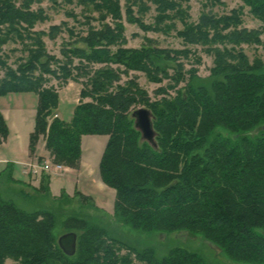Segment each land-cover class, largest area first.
<instances>
[{"label": "trees", "instance_id": "1", "mask_svg": "<svg viewBox=\"0 0 264 264\" xmlns=\"http://www.w3.org/2000/svg\"><path fill=\"white\" fill-rule=\"evenodd\" d=\"M33 1L0 0V48L17 39L34 40L27 47V58L16 68L0 56V71L4 70L0 96L29 91L39 96L30 151L36 150L43 136L57 161L75 166L82 156L83 135H109L100 172L117 189L115 217L122 224L140 233L197 235L227 252L230 259L264 264V59L251 60L243 46L263 44L264 27L244 26L242 6L224 14L202 12L198 22H187L178 0H151L158 14L156 25L148 28L167 31L173 24L166 21L177 14L185 22L178 32L184 41L201 45L214 56L211 73L203 78L195 67L184 71L180 59L189 57L190 48L155 43L122 46L121 0H78L100 11L101 19L111 14L115 25L91 28L81 37L85 44L64 50L67 59L59 60L47 52L40 35L29 34L37 21L47 17L42 7L32 8ZM138 2L141 11L147 9L145 0L132 4ZM244 2L264 23V0ZM127 12L130 20L145 26L131 6ZM59 30L60 26L53 25L50 36L55 37ZM71 53L82 61L75 64ZM54 60L58 68L50 66ZM91 63L105 65L89 71ZM113 63L125 68L113 67ZM130 70L143 71L155 82L169 78L158 89L164 95L152 99L137 76L121 83L122 73ZM46 74L64 81L88 76L69 120L53 117L60 95L46 85ZM224 102L230 104V111L221 114ZM139 107L152 112L154 142L144 139L135 124L133 111ZM7 132L0 113V136L6 137ZM124 155L130 156L127 166L120 157ZM50 181L51 175L45 173L39 188L48 196ZM0 212V264H206L200 255L186 249L175 248L161 257L153 249L131 247L84 219H73V223L66 219L62 224L50 210L25 212L2 196ZM19 216L23 217L19 224L11 225ZM60 224L65 233L78 234L74 256L66 255L58 244L60 236L55 232ZM32 226L41 230L32 234ZM124 248L129 252L121 254Z\"/></svg>", "mask_w": 264, "mask_h": 264}, {"label": "rangeland", "instance_id": "2", "mask_svg": "<svg viewBox=\"0 0 264 264\" xmlns=\"http://www.w3.org/2000/svg\"><path fill=\"white\" fill-rule=\"evenodd\" d=\"M17 1L18 4H21L24 0ZM145 1L147 9L141 11L139 2L132 4L133 0H121L122 21L125 28L123 31L125 41L121 45L131 48L155 43L157 46L165 48H190L192 53L189 57L182 56L180 59L184 63V71L195 67L200 76L203 78L209 77L211 68L214 66V56L206 52L201 45L187 44L183 37L178 34L180 30L185 28L184 20L178 17L176 11H174V14H176L174 18L166 21V24H173L169 30L156 31L153 28H148V25H156L158 12L155 2L151 0ZM178 1L180 2L181 9L185 12L187 22H198L202 12L212 10L217 14H224L230 13L233 8L242 6L244 26L248 28L264 27L263 21L254 16L251 12V6L246 4L244 0ZM31 6L33 9L42 7L47 17L43 21H37L29 34L32 36L40 35L45 43L47 52L59 60L65 61L67 59L64 50L74 45L83 46L85 43L81 40V37L87 36L91 28L93 30H101L107 24L115 25V20L111 14L107 18L101 19L100 11L93 9L91 5L88 7V5L78 2V0L71 3L65 2V0H34ZM128 6H131L133 14L139 17L145 26L141 25L140 22L130 20L127 12ZM53 25L60 26V30L55 37L49 34ZM167 27L165 25V28ZM42 30L45 33H38ZM262 38L264 39V33L262 34ZM33 41V39L28 38L9 41L0 48V56L7 58L9 65L16 68L19 62L27 58L29 54L27 47L32 46L34 44ZM243 46L251 60L258 57L264 59V43L244 44ZM117 47L115 46L114 49H117ZM70 55L75 64L82 61L79 56L72 53ZM104 65L105 63H91L88 65V69L91 71ZM112 65L113 67L120 66L121 68H125L124 65L118 63H113ZM50 66L58 68L59 63L54 60ZM170 69L173 71L172 68ZM74 72L77 73V70ZM46 75L49 78V82L46 85L54 87L60 95L59 108L54 110L53 117L58 116L59 118L69 120L73 115L75 104L81 101V90L88 76H80L78 80L69 79L68 81H64L51 74ZM0 76H4L3 69L0 71ZM135 76H137L136 79L139 85L148 90L152 99L164 95V93H159L158 89L161 86H166L170 80L169 78H164L161 82H155L150 80L149 76L143 71L130 70L129 74L122 73L120 82L124 83ZM183 85L184 82H181L180 86ZM170 93L175 94V91L170 89ZM85 100H89V98ZM38 103L39 96L33 91L9 93L0 96V113L3 115L8 127L6 137L0 136V143H5L6 141L10 144L7 149L0 148V158L7 159V162H0V196L3 199L12 202L25 212L50 210L57 215L60 223L66 219L71 220L72 223L73 219H84L88 224H97L104 227L111 237L118 238L131 247L140 250L150 248L161 257L175 248H183L200 255L206 264H243L230 259L227 252L222 251V249L221 252H218L209 242L197 235L185 232L169 235L162 233H140L122 224L115 217V201L118 199L117 189L108 185L103 180L100 172V162L109 135H83L81 144L82 156L75 166L70 165L66 161H57L55 156L51 155V151L46 147V141L43 136L39 138L36 150L26 153L30 157V160L25 163L26 169L21 167L19 163L13 162L18 157V152L22 146L30 150L31 134L35 129V124L31 120L33 115L31 114H33L34 110L36 111V120ZM229 105L224 102V108L221 109L220 113L223 114L230 111ZM5 113L8 114L7 117ZM16 133H19L22 138L16 140ZM120 157L124 166L131 163L130 156L124 155ZM43 162L49 163L51 168L55 169L56 175L51 174V171L47 172L39 167L31 168V170L27 168L31 167V163ZM10 165L15 166L16 171H13ZM45 173L51 175L49 196L39 189L43 183ZM18 177L24 181L18 180L20 179ZM77 192L91 197V200L87 201L80 198L77 196ZM24 193L29 197H25ZM0 216H2L1 212ZM18 218L11 225H18L21 221L20 218L23 217L19 216ZM39 230H41V227L32 226L31 233L34 234V232ZM65 232V228L60 224L55 234L59 237L65 234ZM31 233L26 234L28 238L31 237ZM127 252L129 251L124 248L120 253L126 254ZM7 264H13V262L8 261Z\"/></svg>", "mask_w": 264, "mask_h": 264}, {"label": "water", "instance_id": "3", "mask_svg": "<svg viewBox=\"0 0 264 264\" xmlns=\"http://www.w3.org/2000/svg\"><path fill=\"white\" fill-rule=\"evenodd\" d=\"M136 126L141 130L144 139L149 142L155 140V129L153 124L152 112L147 107H139L133 111ZM58 244L63 252L68 256H74L77 252L78 234L76 232H68L61 235L58 239ZM218 252L221 249L213 246Z\"/></svg>", "mask_w": 264, "mask_h": 264}, {"label": "crops", "instance_id": "4", "mask_svg": "<svg viewBox=\"0 0 264 264\" xmlns=\"http://www.w3.org/2000/svg\"><path fill=\"white\" fill-rule=\"evenodd\" d=\"M35 111V110H34ZM33 111V114H31V115H33V118L31 119L32 120V122H33V124H35V113H36V111L34 112ZM30 114V113H29ZM5 115H6V117H7V113H5ZM17 135L15 136V138H16V140H18V139H20V138H22V136L19 134V133H16ZM9 143L8 142H6L5 141V143H0V148H9ZM25 146L23 147H21L20 148V151L18 152V157H16V159H15V161H13V162H15V163H19L20 165H21V167H23V168H25L26 169V167H25V163H27L28 162V160H30V157H29V155L27 156L26 155V153H30V150H29V148H25ZM21 150H23V151H21ZM0 162H7V159H4V158H0ZM14 165V164H13ZM13 165H10L11 167H12V170L14 171L15 170V166H13ZM11 170V169H10ZM16 171V170H15ZM22 176V175H21ZM18 178H20V177H18ZM17 178V179H18ZM20 179H22V178H20Z\"/></svg>", "mask_w": 264, "mask_h": 264}, {"label": "built area", "instance_id": "5", "mask_svg": "<svg viewBox=\"0 0 264 264\" xmlns=\"http://www.w3.org/2000/svg\"><path fill=\"white\" fill-rule=\"evenodd\" d=\"M35 167H39L42 170L44 169L47 172L51 171V173L56 175L55 169L53 167L51 168L50 164L47 162L46 163L44 162L43 163H31V167H27V168L28 170H31V168H35Z\"/></svg>", "mask_w": 264, "mask_h": 264}]
</instances>
